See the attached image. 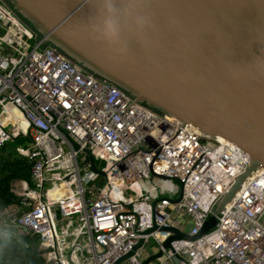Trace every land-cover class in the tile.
<instances>
[{
	"label": "built area",
	"instance_id": "built-area-1",
	"mask_svg": "<svg viewBox=\"0 0 264 264\" xmlns=\"http://www.w3.org/2000/svg\"><path fill=\"white\" fill-rule=\"evenodd\" d=\"M134 100L0 0V150L24 138L28 146L13 150L31 163L29 180L10 182L21 213L0 222V233L35 238L42 264H115L141 241L119 264H145L146 243L162 254L148 264H264V167L209 233L164 247L172 233L160 228L196 236L250 156Z\"/></svg>",
	"mask_w": 264,
	"mask_h": 264
},
{
	"label": "water",
	"instance_id": "water-1",
	"mask_svg": "<svg viewBox=\"0 0 264 264\" xmlns=\"http://www.w3.org/2000/svg\"><path fill=\"white\" fill-rule=\"evenodd\" d=\"M7 1L47 42L134 101L250 156L247 171L235 177L196 236L160 228L172 233L164 247L209 233L247 177L264 167V0Z\"/></svg>",
	"mask_w": 264,
	"mask_h": 264
},
{
	"label": "trees",
	"instance_id": "trees-1",
	"mask_svg": "<svg viewBox=\"0 0 264 264\" xmlns=\"http://www.w3.org/2000/svg\"><path fill=\"white\" fill-rule=\"evenodd\" d=\"M25 20L35 28V25ZM23 141L24 138H17L13 142L18 144ZM14 154L0 152V207L4 208L15 201V196L10 190V182L14 179H30V161L25 156ZM98 181L101 182V177ZM34 239L26 237L17 240L11 233L7 235L0 233V264H42L43 257L37 245H34Z\"/></svg>",
	"mask_w": 264,
	"mask_h": 264
},
{
	"label": "rangeland",
	"instance_id": "rangeland-1",
	"mask_svg": "<svg viewBox=\"0 0 264 264\" xmlns=\"http://www.w3.org/2000/svg\"><path fill=\"white\" fill-rule=\"evenodd\" d=\"M40 37H42V35L40 34ZM48 44H50V45H53L52 43H50V42H47ZM54 46V45H53ZM60 50V49H59ZM61 51V50H60ZM28 141H23L22 143L20 142V143H18V144H16V143H14V142H11V143H9L8 144V146H9V148H11L12 150L14 149V148H16L17 146H28ZM12 150H0V152H4L5 154H8V152H12L13 154L15 153V151L13 152ZM17 153H15L14 155H16ZM96 166H97V168L98 169H102L103 167H104V163L103 162H100V161H96ZM0 177H1V175H0ZM148 181H150V179L148 180ZM158 181H160V182H162V180H160V179H156V180H154L150 185H149V187L151 186V185H153V184H157L158 183ZM103 182H104V177H101V182H97V184L98 185H102L103 184ZM171 184V186L176 190V194L175 195H179V193H180V185H179V183L177 182V181H173V182H171L170 183ZM21 213V210L20 209H18L16 206H15V204H14V202L13 203H11V204H9L7 207H0V222H3L4 220H6L7 218H11V217H13V216H16V215H19ZM190 228H191V225L187 228V231H189L190 230ZM34 241V245H37L38 244V242H37V240L36 239H34L33 240ZM144 251L146 252V254L149 256V257H151V256H153L154 254H156L157 253V251H156V248L151 244V243H146L145 244V247H144Z\"/></svg>",
	"mask_w": 264,
	"mask_h": 264
}]
</instances>
